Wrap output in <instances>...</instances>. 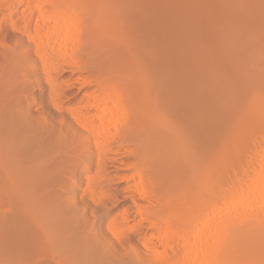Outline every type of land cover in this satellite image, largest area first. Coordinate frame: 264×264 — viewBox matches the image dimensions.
<instances>
[{
  "label": "rangeland",
  "instance_id": "obj_1",
  "mask_svg": "<svg viewBox=\"0 0 264 264\" xmlns=\"http://www.w3.org/2000/svg\"><path fill=\"white\" fill-rule=\"evenodd\" d=\"M91 2L96 6L94 9L99 4L100 7L103 5L101 10L97 8L101 12L97 10V13L94 10L100 17L102 16L101 19L94 16L99 52L94 57L86 52L78 54L83 59L80 69H66L53 77L58 94L62 97L59 100L60 105L65 109H75L82 100L88 101L86 95L95 88V85L78 82L77 79L82 76H89L93 81L114 78L121 82L131 83L129 81L132 80L134 83L136 81L137 85L142 84L150 99V105L152 101L150 108H156L160 113L157 125L164 129V134L167 133L163 143L166 142L167 145L174 143L175 146L169 144L167 149L165 147L162 151V147L167 146L162 143L160 151L164 153L171 149L166 152L172 153H170L172 156L169 154L172 157L171 164H168L170 167L168 165L165 167L173 170L169 169L168 173L165 169L166 173L162 172L164 173L162 176L166 178H160V171H157V174H154L155 170L149 171L148 179L156 177L155 182L158 183L159 191L156 193L157 196L152 195L155 198L149 197L148 204L152 205L154 202L151 201H155L157 204L160 203L162 208L166 203L165 211L172 210V215L169 211L170 218L174 217L173 213L180 211L178 208H182L183 202L192 204L198 195L206 193V189L202 191L205 183H210L208 187L211 189H207L210 193L213 188L218 190L220 186L227 184L230 176L235 177V174L242 176L248 168L247 160L257 138L264 134V0H91ZM93 14L96 15L94 12ZM18 15L19 13L14 14L10 18L0 15V126L4 121L3 116L10 107L18 103L21 96L20 92L12 91L10 88L18 85L16 71H10L9 67L5 70L2 68L5 63L3 52L6 53V50L10 51L16 47L15 31L22 29L21 25L18 27L20 19ZM10 19L17 23V26L12 27ZM32 22L35 24L36 19ZM75 25H77L75 21L67 24L69 27ZM81 36L79 44L83 46L84 37ZM33 55L35 58V52ZM36 59L38 60L37 57ZM38 61L36 65L39 72L30 77L38 86L28 93L27 102L32 106L33 115L42 117L44 111L50 110V101L46 87L48 79ZM2 130H5V126ZM5 136L7 134H1L0 131V139H4ZM178 141L180 146L184 144L182 148L186 147V151L188 150L187 153L184 151L188 158L182 154V150L176 148ZM3 142L0 141V150L8 148L7 151L4 148V156L6 155L8 161L6 164L0 159L2 164H0V264H59V262L83 264L87 261L84 255L80 256L74 250L75 246L64 244L59 239L60 228L56 217H52L54 212L52 214L47 205L36 203L39 199L45 200L47 193L37 190L34 194L24 188L28 180L26 183L20 175L27 172L25 168L29 164L25 163L26 160L19 163L12 160L14 154L11 159L8 150L11 153L13 150L10 144L7 146V139L5 143ZM173 148L179 152H174ZM0 155L3 161L7 160L3 154ZM178 155L179 158L174 161ZM182 155L188 159L190 166L182 164L185 162H181L184 158ZM132 161L130 155L119 156L117 160L115 158L114 167L109 166L105 172L106 180L109 179L111 183L107 180L108 184L105 182L103 190L113 193L125 187L133 171L130 166ZM10 162L13 164L17 162L15 168L11 167L13 164L10 165ZM172 162L175 163L174 166ZM170 174L174 177L171 178ZM84 175V178L80 179L83 186L78 191V200L80 198L78 206L93 207L98 200L103 201L101 197L87 193V185L97 183L96 173L92 170ZM12 176H20V180L16 178L17 182H20H15L16 179ZM198 176L203 184L201 186H204L199 187L201 194L194 192L196 189L198 191V186L197 188L194 186L200 185L201 182ZM193 180H198V184L196 181L195 185L192 184ZM212 180L214 181L211 183ZM163 181L166 188H162ZM150 187L152 188V185ZM163 190H167V194L163 193ZM189 190L194 192L195 198L192 197V192L189 195L187 192ZM160 194L163 197H160ZM186 195H189L190 199ZM118 196V199L114 195L109 197L114 204L105 205L107 215L100 217L102 220L98 221L103 228L101 235L110 242L135 237L132 241L136 244L132 247L141 248L144 233H149L148 226L145 225L147 227L145 228L134 219L126 227L121 216L132 202L123 198L122 194ZM185 208L180 212L186 213ZM134 210L133 208L132 211ZM165 214L167 216L166 212ZM30 217L34 220H30ZM31 221L37 227L43 228L42 230L45 229L46 233L38 232ZM110 222L113 223L112 227ZM12 224H16L15 227L19 226L18 229L22 230L27 226H31V229L35 226L33 231L35 229V232L40 234L39 241L30 247L23 236L20 240L8 238L7 233L10 229L8 227ZM133 228L135 231L131 230ZM57 229L59 236L55 232ZM25 245L30 248H26ZM132 247L128 248L127 254L131 253ZM71 252L77 253L76 256Z\"/></svg>",
  "mask_w": 264,
  "mask_h": 264
},
{
  "label": "bare ground",
  "instance_id": "obj_2",
  "mask_svg": "<svg viewBox=\"0 0 264 264\" xmlns=\"http://www.w3.org/2000/svg\"><path fill=\"white\" fill-rule=\"evenodd\" d=\"M92 2L91 0H0V15L10 18L19 13L18 27L21 25L22 28L15 31L16 47L10 51L6 50V53L3 52L5 63L2 68L5 70L9 67L10 71L14 70L17 73L18 85L10 88L12 91L20 92L21 96L18 98V103L10 107L3 116L4 121L0 131L1 134H7L4 139L5 141L7 139L8 145H6L10 144L13 150V153L8 150L11 159L14 154L12 160L18 163L26 160L25 163L30 165L26 164V173L19 170L22 167L16 166L22 173L21 179L28 180V183L26 181L28 186L25 185L24 188L34 194L37 190L47 193L45 200L38 198L36 203L42 206L47 205L49 211L52 214L54 212L52 217H56L60 228V236L58 229L55 231L56 235L64 244L75 246L77 250H74L80 256L84 255L87 261L83 260V264L85 262L87 264H264V134L257 138L247 160L248 168L242 176L236 174L235 177L230 176L229 182L227 184L224 182L226 186H220L218 190L213 188L210 193L207 192V189H211L208 187L210 183H205V187L201 186L203 184L198 176L201 182L195 181L200 185L194 186V180L192 183L194 185L190 184L195 188L198 186V191L196 189L195 193L201 192L199 187H204L202 191L206 189V193L195 198L192 190L187 191L189 195L192 192V197L197 201L193 199L196 202L192 200V204L183 202L184 206L182 204L180 205L182 208L178 209L184 211L186 207L185 212L188 213L177 210L176 214L173 213L174 217L170 218L172 210L165 211L166 203L162 208L160 203L158 205L155 201L151 202L158 205L156 207L152 203L156 208L148 204L149 197L157 196L156 193L159 191L158 183L155 182L156 177L148 179L149 171L155 170L154 174L160 171V174L158 173L160 178H166L162 176L164 174L162 172H165V166L171 164L172 157L169 156L171 152L167 153L171 149L166 150V154L162 152L170 143L168 145L166 142L163 143L167 133L164 134V129L157 125L160 113L156 108H150L152 101L150 105L145 87H142V84L137 85L136 81L134 83L132 80L129 81L131 83L114 78L93 81L89 76H82L77 79L78 82L95 85V88L86 95L88 101L82 100L79 107L75 109H65L60 105L59 100L62 97L58 94L53 77L66 69H80L83 59L78 54L86 52L94 57L99 52L98 33L94 23L96 16L101 19L102 16L100 17L97 13L103 5L101 4L100 7L98 3L97 8L100 10L94 9L96 6H93ZM94 10H98L97 13ZM34 19H36L35 24L32 22ZM73 21L77 22V25L67 26ZM10 23L12 27L17 26V23L12 20ZM79 36L84 37L82 47L80 46L82 39ZM32 51L35 52V58L34 55L32 56L34 53ZM36 57L48 79L45 78L50 110L44 111L42 117L33 115L32 106L27 102L28 93L38 86V83L30 79L39 72ZM3 125L5 130H2ZM4 139L1 138L0 141L3 142ZM162 143L167 146H163ZM179 144L178 141L176 148L182 150V154L188 158V154H185L188 150L186 151V147L182 148L184 144L181 145L182 147ZM4 148L0 150L3 156L4 151L8 149L4 150ZM176 148L172 150L179 152L178 149L175 151ZM122 155H130L133 158L130 163L133 171L127 185L113 193L103 190L107 180L111 183L105 178L107 168L114 167L115 158L117 160V157ZM0 156L1 162L7 164L6 155L4 159L7 160L4 161L2 155ZM178 158L179 155L174 158V161ZM184 158L181 162L185 161L186 164H182L190 166L188 159L184 160ZM16 163L10 162V165H14L11 167L15 168ZM169 169H166L168 173ZM92 170L96 173L97 183H89L86 188L87 193L97 195L103 201L98 200L93 207L86 205L79 207L78 191L83 186L80 179ZM20 176L12 177L18 179ZM172 177L174 176L171 175ZM160 178L157 179L161 180ZM147 180L150 182L148 183ZM219 181L222 183L221 180ZM159 184L162 185L161 182ZM163 185L162 188H166L165 182ZM119 194L132 202L123 211L124 214L121 216L123 224L126 226L135 219L138 224L148 226L149 233H144L141 248L132 247L136 244L132 241L135 237L131 239L127 235L125 239L110 242L101 235L103 228L98 221L107 215L108 210L106 211L105 205L114 204L109 197L114 195L117 198ZM189 195L186 196L189 198ZM160 197L163 195L160 194ZM133 208L135 212L132 211ZM31 217L33 218L32 215ZM31 217L30 220H34ZM28 223L30 224V221ZM32 223L35 224L31 221ZM12 225L13 228L8 227L10 228L7 233L8 238L20 240L23 236L30 247L39 241L40 234L35 232V229L33 231L36 224L32 226V229L27 224L25 230L18 229L20 227L18 225V228L15 227L16 224ZM134 228L131 230L135 231ZM42 229L36 226L38 232L45 230ZM4 233L6 235V231ZM52 234L55 235V233ZM129 247L133 249L130 254H127ZM80 256L77 258L80 259Z\"/></svg>",
  "mask_w": 264,
  "mask_h": 264
}]
</instances>
